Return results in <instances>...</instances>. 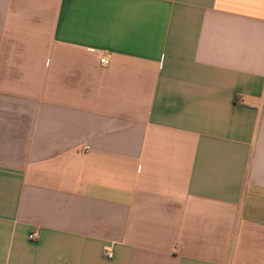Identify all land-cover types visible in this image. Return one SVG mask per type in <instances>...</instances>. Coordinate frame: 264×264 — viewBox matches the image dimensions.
I'll use <instances>...</instances> for the list:
<instances>
[{"label": "crops", "instance_id": "0c3cea01", "mask_svg": "<svg viewBox=\"0 0 264 264\" xmlns=\"http://www.w3.org/2000/svg\"><path fill=\"white\" fill-rule=\"evenodd\" d=\"M0 264H264V0H0Z\"/></svg>", "mask_w": 264, "mask_h": 264}, {"label": "built area", "instance_id": "2783aa9c", "mask_svg": "<svg viewBox=\"0 0 264 264\" xmlns=\"http://www.w3.org/2000/svg\"><path fill=\"white\" fill-rule=\"evenodd\" d=\"M101 61L104 64H109L110 63V59L107 56H103L101 58ZM29 236H30L31 239H37V237H38L37 234H36V232H31ZM107 255L108 256H111V253L110 252H107Z\"/></svg>", "mask_w": 264, "mask_h": 264}]
</instances>
